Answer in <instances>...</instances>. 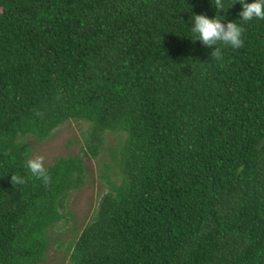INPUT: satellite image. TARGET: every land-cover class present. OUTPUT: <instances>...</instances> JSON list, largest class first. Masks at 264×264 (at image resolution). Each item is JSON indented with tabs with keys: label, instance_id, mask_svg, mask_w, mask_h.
<instances>
[{
	"label": "trees",
	"instance_id": "16d2710c",
	"mask_svg": "<svg viewBox=\"0 0 264 264\" xmlns=\"http://www.w3.org/2000/svg\"><path fill=\"white\" fill-rule=\"evenodd\" d=\"M225 4L239 19V0ZM192 13L215 10L210 0H0V264L45 261L110 135L120 140L109 191L71 264H264V20L215 60L189 40ZM70 121L90 125L82 154L45 168L47 183L33 177L26 140Z\"/></svg>",
	"mask_w": 264,
	"mask_h": 264
},
{
	"label": "rangeland",
	"instance_id": "374dc122",
	"mask_svg": "<svg viewBox=\"0 0 264 264\" xmlns=\"http://www.w3.org/2000/svg\"><path fill=\"white\" fill-rule=\"evenodd\" d=\"M90 125L82 121H70L63 125L48 141L40 142L32 137L26 141L32 147V158L43 157L44 167L52 166L60 158L77 157L85 149V141ZM120 140L119 136H109L107 151L96 160H87V174L84 187L74 192L65 211L66 219L50 232V248L42 264H71L70 251L94 219L100 202L108 193L107 166L111 163L112 146ZM113 178V172H111ZM117 180V179H114Z\"/></svg>",
	"mask_w": 264,
	"mask_h": 264
},
{
	"label": "clouds",
	"instance_id": "9594fccd",
	"mask_svg": "<svg viewBox=\"0 0 264 264\" xmlns=\"http://www.w3.org/2000/svg\"><path fill=\"white\" fill-rule=\"evenodd\" d=\"M211 8L215 10L214 16L192 13L189 21L191 33L194 39L192 42L199 41L207 48H211L212 57L215 60H222V48L228 46L233 50L244 46L243 33L244 24L252 20H264V0H239L241 11L239 19L231 20L228 18V11L235 7L229 6L226 9L225 0H210ZM192 12V9H191ZM223 13V15L221 14ZM26 167L33 177L42 179L47 183L50 179L45 167L43 157L29 158L26 160ZM13 185L24 183V178L12 175Z\"/></svg>",
	"mask_w": 264,
	"mask_h": 264
}]
</instances>
